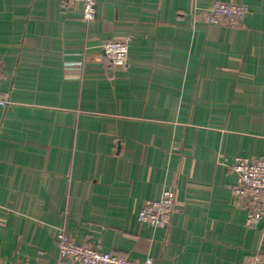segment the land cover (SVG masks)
Segmentation results:
<instances>
[{"label":"crops","instance_id":"0c3cea01","mask_svg":"<svg viewBox=\"0 0 264 264\" xmlns=\"http://www.w3.org/2000/svg\"><path fill=\"white\" fill-rule=\"evenodd\" d=\"M213 1L98 0L87 25L73 0H0V264H57L62 227L130 260L264 264L230 168L264 156V0H223L249 7L235 24ZM165 188L171 223L142 224Z\"/></svg>","mask_w":264,"mask_h":264},{"label":"built area","instance_id":"2783aa9c","mask_svg":"<svg viewBox=\"0 0 264 264\" xmlns=\"http://www.w3.org/2000/svg\"><path fill=\"white\" fill-rule=\"evenodd\" d=\"M82 8V20L89 25L97 18L98 0H73ZM198 14H205L210 24H235L243 22L250 14L246 4L214 0ZM103 48L112 63L118 68L129 65V39L105 42ZM86 59V55H85ZM12 103L10 92L3 91L0 85V108L7 109ZM230 168L237 175V185L233 196L244 198L249 205L245 225L260 228L264 224V156H235ZM177 194L171 188H165L159 197L146 198L138 214L142 224L153 228H167L175 212ZM59 249L57 264H156L155 258L147 256L144 261L130 260L111 251H105L98 244L78 243L73 240L65 227L58 237ZM28 264V263H20ZM244 264H263L259 255H255Z\"/></svg>","mask_w":264,"mask_h":264}]
</instances>
